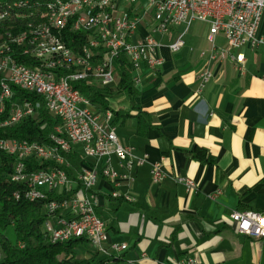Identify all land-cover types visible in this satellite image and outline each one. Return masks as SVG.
Here are the masks:
<instances>
[{"label":"crops","instance_id":"0c3cea01","mask_svg":"<svg viewBox=\"0 0 264 264\" xmlns=\"http://www.w3.org/2000/svg\"><path fill=\"white\" fill-rule=\"evenodd\" d=\"M148 24L149 18L131 39L153 37L163 63L141 65L133 96L117 91V77L108 107L119 142L149 163L123 187L132 202L111 199L103 180L94 188L109 243L126 246L115 263L264 264V241L238 235L230 220L234 211L264 216V46L241 49V66L229 59L208 63V25L195 22L159 36L150 35ZM181 34L184 45L173 54L168 46ZM257 35L264 36V19ZM214 46L224 49V38L216 36ZM206 67L212 77L198 92ZM162 158L166 178L153 184L150 164ZM112 164L121 171L116 159ZM177 178L192 180L196 191L187 192ZM77 252L87 256L93 249Z\"/></svg>","mask_w":264,"mask_h":264},{"label":"built area","instance_id":"2783aa9c","mask_svg":"<svg viewBox=\"0 0 264 264\" xmlns=\"http://www.w3.org/2000/svg\"><path fill=\"white\" fill-rule=\"evenodd\" d=\"M79 0L63 4L57 0L61 12L93 4V12L79 19L77 33L86 35L88 50L78 53L64 42L67 28L58 26L57 33L41 32L48 36L43 48H35V39L26 41V50L16 51V46L0 45V118L6 112L13 113V120L0 121V129L12 128L25 119L39 121L41 103L29 100L11 101L13 89L39 96L47 112L61 125L53 129L49 145L25 140L0 138V155L12 159L10 180L22 187L18 200L31 194L30 203H41L46 217L44 237L48 243L66 244L74 240L86 241L90 248L102 257L103 264H116L118 254L126 250L123 244H111L105 224L96 214L97 197L94 188L99 180L111 188L109 197L132 202L122 192L124 186L133 183L132 173L148 164L146 155L139 156L132 147L122 145L112 124L113 113L100 111L84 96L79 84L97 89H111L116 83L115 61L123 56L133 74L141 67L156 68L163 60L157 55L160 44L153 37L135 43L132 37L140 23L149 18L150 35L165 36L179 27L186 29L195 22L208 25L207 41L212 50L208 63L229 59L241 66L245 62L240 52L246 46L254 49L264 46V36H258L260 22L264 19V0H147L146 8L137 6V0ZM35 15H12L0 10L2 16L36 18ZM222 36L226 47L214 46L216 36ZM184 34L168 46L177 53L184 45ZM19 43V42H17ZM31 51L50 53V61L31 58ZM205 53H201L204 57ZM27 62H22V61ZM241 70V67H239ZM209 67L198 74L199 89L211 80ZM133 81L136 77L133 76ZM74 153L80 159V170L75 171L64 155ZM118 161L121 171L113 167ZM163 158L150 164L153 184L166 178L162 168ZM36 164L46 165L35 168ZM71 173V177L68 175ZM176 183L185 186L187 192H195L196 185L190 179L177 178ZM51 196V197H50ZM213 195L210 198L214 199ZM238 235L264 241V216L250 211H234L230 214ZM22 247V245H19ZM123 264H137L128 261ZM175 264H195L185 259Z\"/></svg>","mask_w":264,"mask_h":264},{"label":"trees","instance_id":"16d2710c","mask_svg":"<svg viewBox=\"0 0 264 264\" xmlns=\"http://www.w3.org/2000/svg\"><path fill=\"white\" fill-rule=\"evenodd\" d=\"M20 1L26 5L19 12L25 14L33 12L35 6L43 3V0H0V10H3L6 5H13ZM43 23H45L43 19L38 20L33 17L17 19L11 16L9 21L0 27V34H5L6 31L12 34H28L32 26ZM64 34V42L73 52L78 53L87 46L86 35L73 32L70 25ZM114 70L119 79L117 91L127 92L129 96H133V71L123 56L115 61ZM76 87L100 111L110 110L108 99L112 94L111 89H97L85 84H79ZM16 100L41 103L39 121L29 118L18 126L0 129V138L49 145V136L53 133L54 127L61 125L60 121L47 112L39 96L14 88L11 101ZM8 114L6 112L0 121L7 118ZM64 157L70 166L79 172L81 161L78 155L69 153ZM11 163V158L0 155V264H103L102 257L94 250L87 256H82L77 252L81 247H89L86 241L74 240L66 244L55 245L47 242L42 232V226L46 220L42 204L30 203L25 198V194L18 200L17 192L22 193V187L10 180ZM45 166L36 164L35 168H45ZM68 175L71 177V173Z\"/></svg>","mask_w":264,"mask_h":264},{"label":"bare ground","instance_id":"6f19581e","mask_svg":"<svg viewBox=\"0 0 264 264\" xmlns=\"http://www.w3.org/2000/svg\"><path fill=\"white\" fill-rule=\"evenodd\" d=\"M60 2L63 4H71L73 2H79V0H60ZM25 5L26 4L21 1L16 2L13 5H6V12L13 15L25 14L23 12H19L25 8ZM49 9L51 12L42 11V13L36 14V18L45 20V23L32 26L28 31V34H12L10 31H6L5 34H0V45L10 44V46H16V50L24 51L26 50V41L28 39H35V48H43V46L48 43V36H40L41 32H48L49 30V33H57L58 26H65L66 21L67 27L70 25L72 31L77 32L79 29L78 18H83L84 15H90L91 12H93V4L85 3L83 7L70 9L68 11L67 20V12H61L57 0H43V3L34 7L33 12L25 15H35V13L40 12V10ZM3 10H5V7ZM10 17L11 16H2V13H0V27L5 25V23L9 21ZM14 17L18 19V16ZM8 28L11 29L10 27ZM83 50H88V43ZM31 58L38 59V61H50V53L31 51ZM6 120H13V113H9ZM25 198L31 202V194H25ZM42 232L45 233V226H42Z\"/></svg>","mask_w":264,"mask_h":264},{"label":"rangeland","instance_id":"374dc122","mask_svg":"<svg viewBox=\"0 0 264 264\" xmlns=\"http://www.w3.org/2000/svg\"><path fill=\"white\" fill-rule=\"evenodd\" d=\"M146 3H147V0H137V6H142V7H144V8H146L147 6H146ZM120 5H121V9H122V11H124L123 9H127L126 7H125V4L123 3V0L120 2ZM39 20V19H38Z\"/></svg>","mask_w":264,"mask_h":264}]
</instances>
